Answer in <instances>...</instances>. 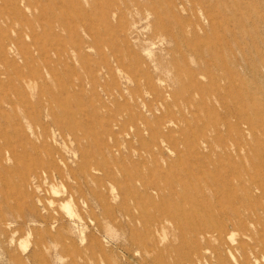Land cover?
I'll list each match as a JSON object with an SVG mask.
<instances>
[{
	"label": "rangeland",
	"instance_id": "374dc122",
	"mask_svg": "<svg viewBox=\"0 0 264 264\" xmlns=\"http://www.w3.org/2000/svg\"><path fill=\"white\" fill-rule=\"evenodd\" d=\"M0 264H264V0H0Z\"/></svg>",
	"mask_w": 264,
	"mask_h": 264
},
{
	"label": "clouds",
	"instance_id": "9594fccd",
	"mask_svg": "<svg viewBox=\"0 0 264 264\" xmlns=\"http://www.w3.org/2000/svg\"><path fill=\"white\" fill-rule=\"evenodd\" d=\"M33 183L35 185V191L37 193H42L45 191V189H49L50 191L47 192L46 194L50 195L51 197L61 198V197L67 195V188L63 183H59L58 185H51V184H49L46 177L43 179L42 184H36L35 179L33 180ZM113 191H115V189H113ZM37 203H41V201L38 200ZM46 203H47L48 207H50V208L56 207V203L53 199H48L46 201ZM71 205H72V198L69 197L68 202L60 204V208H61V210L67 212L69 217L74 218L75 220H79L80 224L83 225L84 221L81 219V217L75 211L70 210ZM7 227L9 228V230H11L14 228V224L10 222V223H8ZM78 230H79V235H80L79 242L81 245H84L87 242L86 237H85V233H86L87 229L85 227L83 229L78 228ZM18 237H19V239H18ZM30 239H31V233L30 232L27 233L25 236L21 237L18 232L12 231L8 243H9V246H17L21 250L22 254H26L29 252L30 247H31V245L29 243ZM105 242L107 243V240H105ZM135 254L139 255V252H137Z\"/></svg>",
	"mask_w": 264,
	"mask_h": 264
},
{
	"label": "bare ground",
	"instance_id": "6f19581e",
	"mask_svg": "<svg viewBox=\"0 0 264 264\" xmlns=\"http://www.w3.org/2000/svg\"><path fill=\"white\" fill-rule=\"evenodd\" d=\"M117 25V24H116ZM255 115V114H254ZM69 119V118H68ZM192 135V134H191ZM214 137V136H213ZM182 142V140H181ZM230 143V142H228ZM229 145V144H228ZM241 145V144H240ZM119 146V145H118ZM244 147V146H243ZM119 148V147H118ZM211 150V149H210ZM152 157V156H151ZM243 161V160H242ZM181 165V164H180ZM179 166V165H178ZM164 172V171H163ZM192 173V172H191ZM174 178V177H173ZM176 179V178H175ZM229 179V178H228ZM222 181V180H221ZM239 181V180H238ZM71 191V190H70ZM205 195V194H204ZM206 196V195H205ZM118 197V196H117ZM204 197V196H203ZM63 199V198H62ZM61 199V200H62ZM182 199V198H181ZM182 201V200H181ZM227 201V200H226ZM85 204V203H84ZM142 204V203H141ZM78 206V205H77ZM142 206V205H141ZM211 206V205H210ZM89 207V206H88ZM79 208V207H78ZM80 210V209H79ZM78 212V211H77ZM181 212V211H180ZM43 215V214H42ZM82 215V213H81ZM136 215V214H135ZM47 216V215H46ZM62 216V215H61ZM95 216V215H94ZM43 217V216H42ZM83 217V215H82ZM42 219V218H41ZM46 219V218H45ZM45 219H43L45 221ZM61 219V217H60ZM63 219V218H62ZM156 220V219H155ZM133 231V230H132ZM227 230H222V229H213L212 227L208 226V225H204V228L200 230V233L203 235L204 237V240L207 241V242H210V237H214V239H221L225 236V234H227L228 232H225ZM157 241V240H156ZM155 241V242H156ZM153 242V241H152ZM205 243V242H204ZM210 244V243H209ZM208 244V245H209ZM204 245V244H202ZM155 246V244H154ZM204 248V247H203ZM202 248V249H203ZM205 249H208V246L206 245V248ZM219 250V248H215L214 249V252L216 253L217 251ZM200 257V256H199ZM204 256L200 257V259L198 261H200ZM205 258V257H204ZM221 259V258H220ZM210 260H207L206 262L210 263L209 262Z\"/></svg>",
	"mask_w": 264,
	"mask_h": 264
}]
</instances>
